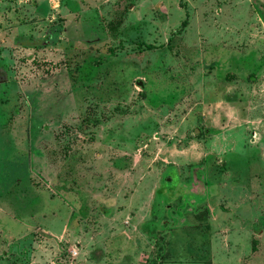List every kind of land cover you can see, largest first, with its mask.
Returning a JSON list of instances; mask_svg holds the SVG:
<instances>
[{
  "label": "rangeland",
  "instance_id": "rangeland-1",
  "mask_svg": "<svg viewBox=\"0 0 264 264\" xmlns=\"http://www.w3.org/2000/svg\"><path fill=\"white\" fill-rule=\"evenodd\" d=\"M48 1L0 0V264H264V0Z\"/></svg>",
  "mask_w": 264,
  "mask_h": 264
},
{
  "label": "crops",
  "instance_id": "crops-1",
  "mask_svg": "<svg viewBox=\"0 0 264 264\" xmlns=\"http://www.w3.org/2000/svg\"><path fill=\"white\" fill-rule=\"evenodd\" d=\"M86 0H68V6L67 7V22H66V26L67 28L74 23V21H76V18L80 15V16H83V20H86L87 22H89L87 20V18L83 15L85 13V2ZM50 2L49 4V7L48 10H50V8H52L53 6H57L59 4V6H61V0H59V2H57V0H50L48 1ZM53 2V3H52ZM95 11V10H94ZM80 12H82L81 14H79ZM76 14H79V15H76ZM69 34V33H68ZM82 41V40H80ZM83 42V41H82ZM231 111L233 110V107H231L230 109ZM192 170V169H191ZM190 173V172H189ZM192 173H190V176H186L185 177V180H191V179H194V180H197L198 183H202L203 181L201 179H199L198 177H195L194 176H191ZM197 176H199V174H197ZM205 183V182H204ZM207 201V200H206ZM210 201H208L209 203ZM210 204V203H209Z\"/></svg>",
  "mask_w": 264,
  "mask_h": 264
},
{
  "label": "built area",
  "instance_id": "built-area-1",
  "mask_svg": "<svg viewBox=\"0 0 264 264\" xmlns=\"http://www.w3.org/2000/svg\"><path fill=\"white\" fill-rule=\"evenodd\" d=\"M70 252H72V253H74V254H77V253H76L77 251H75V250H73V249H71Z\"/></svg>",
  "mask_w": 264,
  "mask_h": 264
},
{
  "label": "trees",
  "instance_id": "trees-1",
  "mask_svg": "<svg viewBox=\"0 0 264 264\" xmlns=\"http://www.w3.org/2000/svg\"><path fill=\"white\" fill-rule=\"evenodd\" d=\"M184 22H186V21H184Z\"/></svg>",
  "mask_w": 264,
  "mask_h": 264
}]
</instances>
